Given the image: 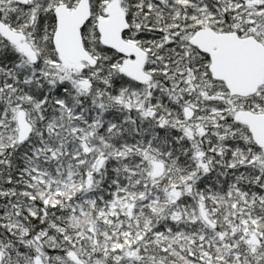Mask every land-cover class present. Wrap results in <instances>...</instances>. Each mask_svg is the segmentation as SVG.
I'll use <instances>...</instances> for the list:
<instances>
[{"label": "snow or ice", "instance_id": "6c2138e0", "mask_svg": "<svg viewBox=\"0 0 264 264\" xmlns=\"http://www.w3.org/2000/svg\"><path fill=\"white\" fill-rule=\"evenodd\" d=\"M0 264H264V0H0Z\"/></svg>", "mask_w": 264, "mask_h": 264}]
</instances>
